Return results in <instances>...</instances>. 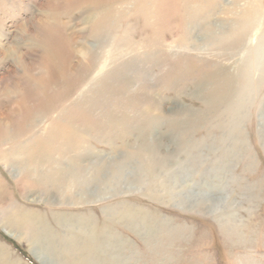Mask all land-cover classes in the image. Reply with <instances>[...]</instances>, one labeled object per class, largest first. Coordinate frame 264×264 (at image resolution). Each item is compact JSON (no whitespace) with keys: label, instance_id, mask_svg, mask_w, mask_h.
<instances>
[{"label":"rangeland","instance_id":"374dc122","mask_svg":"<svg viewBox=\"0 0 264 264\" xmlns=\"http://www.w3.org/2000/svg\"><path fill=\"white\" fill-rule=\"evenodd\" d=\"M0 264H264V0H0Z\"/></svg>","mask_w":264,"mask_h":264},{"label":"bare ground","instance_id":"6f19581e","mask_svg":"<svg viewBox=\"0 0 264 264\" xmlns=\"http://www.w3.org/2000/svg\"><path fill=\"white\" fill-rule=\"evenodd\" d=\"M63 25L64 24H62V23H60V22H55V23H52L51 25H49V27L51 28V29H59V27H63ZM45 28V27H44ZM50 31V30H49ZM60 34V33H59ZM41 45V44H40ZM81 48H82V51L84 52V53H86V52H94V48L93 47H89V46H87V45H85L84 43H82L81 44ZM46 51H48V50H46ZM50 51V50H49ZM55 57V56H54ZM155 149V148H154ZM150 152H152V150H150ZM31 167V166H30ZM30 167H28L29 169H30ZM29 169H27L28 171H29ZM62 195V194H61ZM31 201L33 202H37L38 200L37 199H31ZM34 215H32V214H27V215H24L23 216V219L21 218V220L23 221V225L24 226H28V227H33V229L34 230H36L41 224L40 223H38V224H36L35 223V218H37L36 216H34ZM27 219V222H28V224H26V220ZM34 219V220H33ZM38 222H40L39 221V219H38ZM48 229V228H47ZM32 230V229H31ZM11 235H13L12 233H10Z\"/></svg>","mask_w":264,"mask_h":264}]
</instances>
